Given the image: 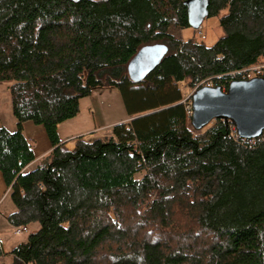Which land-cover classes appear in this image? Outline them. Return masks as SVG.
Instances as JSON below:
<instances>
[{
  "label": "trees",
  "instance_id": "1",
  "mask_svg": "<svg viewBox=\"0 0 264 264\" xmlns=\"http://www.w3.org/2000/svg\"><path fill=\"white\" fill-rule=\"evenodd\" d=\"M188 1L0 0V83L17 120L0 127L7 220L39 224L12 264H264V134L250 143L217 119L194 136L178 86L227 90L264 64V0H209L223 31L212 46L176 34L193 29ZM153 44L168 54L133 82L129 62ZM100 89H120L133 119L66 149L55 127ZM26 122L53 147L29 173Z\"/></svg>",
  "mask_w": 264,
  "mask_h": 264
},
{
  "label": "water",
  "instance_id": "2",
  "mask_svg": "<svg viewBox=\"0 0 264 264\" xmlns=\"http://www.w3.org/2000/svg\"><path fill=\"white\" fill-rule=\"evenodd\" d=\"M191 27L197 30L208 16L209 0L186 2ZM164 44L140 48L127 66L130 79L141 82L160 65L168 54ZM191 123L201 130L217 119L231 120L239 137L256 139L264 134V78L234 80L224 92L220 87L205 86L191 96Z\"/></svg>",
  "mask_w": 264,
  "mask_h": 264
},
{
  "label": "crops",
  "instance_id": "3",
  "mask_svg": "<svg viewBox=\"0 0 264 264\" xmlns=\"http://www.w3.org/2000/svg\"><path fill=\"white\" fill-rule=\"evenodd\" d=\"M8 87L9 85L0 87V127H5L9 131L14 132L17 129V120L13 115L12 99ZM130 120L131 117L128 114L121 90L100 89L89 97L81 99L78 115L73 119L58 124L55 127V133L66 149L73 150L76 147L78 138L81 137L86 141L102 138L103 132H111L114 125L128 123ZM24 135L32 145L35 155V160L23 170L24 173H29L47 160L53 147L43 126L26 122L24 124ZM4 209H8V212H3L5 211ZM16 210V206L11 199V189L7 187L0 173V217L9 223L7 220L8 216ZM35 225L36 223L31 224L27 228L34 227V231H37L39 228ZM26 240L11 242V244H8L10 246H6L7 241L4 242V235L2 238L0 234V242L6 253V255L0 257V264H7L4 262L5 259L8 262L10 260L9 263L12 264L11 251Z\"/></svg>",
  "mask_w": 264,
  "mask_h": 264
},
{
  "label": "rangeland",
  "instance_id": "4",
  "mask_svg": "<svg viewBox=\"0 0 264 264\" xmlns=\"http://www.w3.org/2000/svg\"><path fill=\"white\" fill-rule=\"evenodd\" d=\"M220 16H221V14H220ZM220 16H218V17H206L201 24L202 25L201 29L197 30L196 33H194L193 29L190 28V29L181 30L180 32H176V34H180V37H182L183 39H187L188 37L193 36L194 39L203 40L207 46H212L223 36V31H222L220 24H219V19H220L219 17ZM8 85H9V82L0 83V87H7ZM178 86H179V89L183 95V101L190 102L191 96L193 95L195 90L191 89L187 85V80L183 81V82H179ZM211 86L213 87V85H211ZM222 90L224 92L226 91L224 88H222ZM7 95H9V94H7ZM132 119L133 118H131V120ZM131 120L129 122H131ZM214 123H215V121H213L211 124H209L208 126H206L205 128H203L201 130H195L194 127L192 126L191 119H189L187 122V127H188L189 131L194 136H198V135L204 134L210 127H212L214 125ZM110 134H111V132H103V136H101V137L103 139H105L108 136H110ZM138 178H141V176L139 175ZM7 210H5L3 212H8ZM11 226L9 223H7L5 220H3L2 217H0V234L2 235V238L4 235V242L7 241L6 246H10L8 244H11V242H18L21 240H26L28 235L31 232H35L34 227L33 228H27V227L21 228L22 231L18 232V230H17L18 228L11 227ZM35 226H37L39 228V224L36 223ZM4 262L7 264H10L9 263L10 260L8 262V260L5 259Z\"/></svg>",
  "mask_w": 264,
  "mask_h": 264
},
{
  "label": "built area",
  "instance_id": "5",
  "mask_svg": "<svg viewBox=\"0 0 264 264\" xmlns=\"http://www.w3.org/2000/svg\"><path fill=\"white\" fill-rule=\"evenodd\" d=\"M199 29H201V27ZM254 78H264V64L253 66V67H250V68L244 70L243 80H250V79H254ZM207 86H211V85L209 84ZM187 115H188L189 119H191V117H192L191 102H187ZM237 136H238V134H237ZM239 138H241V137H239ZM243 140L249 141L250 143L253 141V140H247V139H243ZM17 230H18V232L22 231L21 228H18Z\"/></svg>",
  "mask_w": 264,
  "mask_h": 264
},
{
  "label": "bare ground",
  "instance_id": "6",
  "mask_svg": "<svg viewBox=\"0 0 264 264\" xmlns=\"http://www.w3.org/2000/svg\"><path fill=\"white\" fill-rule=\"evenodd\" d=\"M210 87H212V86H210Z\"/></svg>",
  "mask_w": 264,
  "mask_h": 264
}]
</instances>
